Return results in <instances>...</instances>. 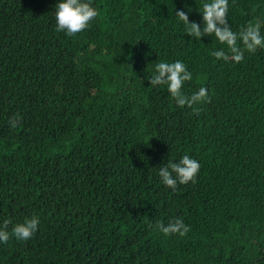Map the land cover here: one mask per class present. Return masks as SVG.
Here are the masks:
<instances>
[{"label": "trees", "instance_id": "16d2710c", "mask_svg": "<svg viewBox=\"0 0 264 264\" xmlns=\"http://www.w3.org/2000/svg\"><path fill=\"white\" fill-rule=\"evenodd\" d=\"M58 2L0 0V223L40 221L0 264H264V49L211 56L226 45L175 16L202 29L203 0H92L74 36L55 30ZM228 3L232 31L264 35V0ZM177 60L184 94L209 90L199 115L147 80ZM186 154L196 182L173 191L158 170ZM174 218L186 235L156 229Z\"/></svg>", "mask_w": 264, "mask_h": 264}, {"label": "clouds", "instance_id": "9594fccd", "mask_svg": "<svg viewBox=\"0 0 264 264\" xmlns=\"http://www.w3.org/2000/svg\"><path fill=\"white\" fill-rule=\"evenodd\" d=\"M229 9L228 0H203L199 7L202 14L203 28L196 22H190L188 14L183 10H177L175 16L183 22L185 33L196 40L203 36H215L216 40L226 45L227 52L222 48L213 50L210 55L216 60L225 62L234 61L241 63L245 51L255 53L257 49H264V35L261 34V22H249L238 32L232 31L227 22ZM56 31L65 32L68 36H74L86 30L91 21L98 17L99 12L93 6L92 0H60L55 5ZM239 42V43H238ZM193 79L192 72L188 71L187 65L182 61L155 63L153 74L147 79L152 86L166 85L167 91L174 98L176 105L192 109V114L199 115L203 103H210L209 90L205 86L186 95L182 91L185 82ZM20 121L16 116L9 120V125L16 128ZM200 163L184 155L178 161L169 160L161 166L158 175L163 185L175 191L178 185H185L189 182L195 183L200 170ZM39 219L35 215L31 218L25 217L23 222L14 223L11 219H4L0 223V243H7L14 237L17 241H27L33 237L38 230ZM11 230L9 231V226ZM156 229L165 236L172 234L186 235L190 226L186 225L181 218L170 220L167 225L159 222Z\"/></svg>", "mask_w": 264, "mask_h": 264}, {"label": "rangeland", "instance_id": "374dc122", "mask_svg": "<svg viewBox=\"0 0 264 264\" xmlns=\"http://www.w3.org/2000/svg\"><path fill=\"white\" fill-rule=\"evenodd\" d=\"M92 32H96V31L92 30ZM92 32H91V33H92Z\"/></svg>", "mask_w": 264, "mask_h": 264}]
</instances>
